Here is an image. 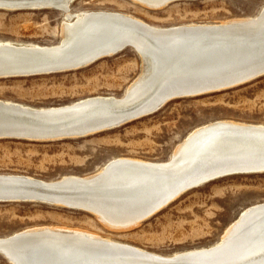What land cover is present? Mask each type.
Wrapping results in <instances>:
<instances>
[{
	"label": "bare ground",
	"instance_id": "bare-ground-1",
	"mask_svg": "<svg viewBox=\"0 0 264 264\" xmlns=\"http://www.w3.org/2000/svg\"><path fill=\"white\" fill-rule=\"evenodd\" d=\"M75 1L0 0V9L5 11L63 12L60 39L55 44L0 41V78L78 70L127 48L141 60L139 75L124 89L122 97L96 95L46 108L0 100V139L41 142L94 135L156 113L174 99L229 89L247 83V74L264 72V6L257 14L259 19L254 17L256 20L167 28L123 12L72 11ZM131 1L159 10L171 0ZM33 51L41 55L31 57L29 52ZM74 109L68 118H38ZM127 113L130 118L115 127H93ZM77 123L82 124L79 133L69 135L41 130L49 128L46 125L61 129ZM258 172H264V125L219 120L190 131L168 161L116 157L92 176L44 181L0 174V181H21L26 187L20 188L30 195L53 199L49 205L88 211L108 230L118 232L132 229L183 193L208 181ZM87 232L25 229L0 237V250L10 264H264V203L245 208L213 246L188 250L168 260L170 263L160 259L158 253Z\"/></svg>",
	"mask_w": 264,
	"mask_h": 264
},
{
	"label": "rangeland",
	"instance_id": "rangeland-1",
	"mask_svg": "<svg viewBox=\"0 0 264 264\" xmlns=\"http://www.w3.org/2000/svg\"><path fill=\"white\" fill-rule=\"evenodd\" d=\"M262 6L264 0H182L151 10L131 0H76L71 10L123 12L156 27L173 28L256 20ZM62 13L0 9V41L55 44L60 39ZM140 71L139 56L127 48L78 70L0 78V100L46 108L96 95L122 97ZM219 120L264 125V76L229 89L174 99L156 113L86 137L41 142L0 139V174L58 181L65 176L97 174L116 157L168 161L190 131ZM259 203H264V172L208 181L127 231L108 230L85 210L5 202L0 203V237L31 228L75 229L158 253L170 263L168 260L188 250L216 244L245 208ZM0 264L10 263L0 257Z\"/></svg>",
	"mask_w": 264,
	"mask_h": 264
},
{
	"label": "water",
	"instance_id": "water-1",
	"mask_svg": "<svg viewBox=\"0 0 264 264\" xmlns=\"http://www.w3.org/2000/svg\"><path fill=\"white\" fill-rule=\"evenodd\" d=\"M178 0H171L169 1V4L170 3H173V2H176ZM179 1H182V0H179ZM168 5V4H167ZM31 57H36V56H39L41 55L39 52H29ZM47 63V62H46ZM19 65V64H18ZM247 80L249 82L259 78V77H262L264 76V72H256L254 74H247ZM247 80H244V81H247ZM247 81V83H248ZM246 83V82H244ZM116 104V103H114ZM94 105H97L94 104ZM94 105H91V106H94ZM100 105V103H99ZM83 107V106H82ZM80 108L81 110L84 109V108ZM89 107V106H87ZM76 110H68V111H63L64 113H61V114H53V115H43V116H39L38 118H42L43 120H48V118H53V119H56V120H59V119H62V118H68V117H71L73 116L74 112ZM122 115V114H121ZM119 116L118 114L116 116L115 119L113 117H110V118H113V120L111 122H104L103 124H100L99 126H93V127H97V129H100V128H103V127H115L119 124H122L121 122L123 120H126L129 117L130 113H127L126 116ZM71 125V124H70ZM65 126L61 129H52L53 127H55V125H46V127H49L47 129H41V130H44L43 132L46 133H54L52 135H55V134H63V135H69V134H73V133H79L78 130H80L81 126L82 125L81 123H77V124H73L71 126ZM96 125V124H95ZM99 127V128H98ZM9 130L11 128H8ZM69 129V130H68ZM94 129V128H93ZM92 130V129H91ZM49 137V136H48ZM21 181H18V180H9V181H6V180H1L0 181V200H3V201H6V200H18V201H26V200H40L38 202H41L43 204H53L54 201L53 199H49V198H38L37 196L31 194V192H26L24 190H22V188L20 187H26V186H23L21 185ZM26 193H29V194H26ZM29 195V196H27ZM16 238V237H15ZM6 253L2 250H0V257L4 258L6 260Z\"/></svg>",
	"mask_w": 264,
	"mask_h": 264
}]
</instances>
